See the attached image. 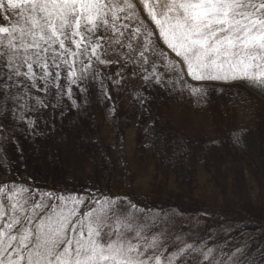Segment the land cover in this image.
I'll return each mask as SVG.
<instances>
[{"label":"snow or ice","instance_id":"snow-or-ice-1","mask_svg":"<svg viewBox=\"0 0 264 264\" xmlns=\"http://www.w3.org/2000/svg\"><path fill=\"white\" fill-rule=\"evenodd\" d=\"M130 78L142 111L162 93L203 99L212 82L264 92V0H0V264H264V227L222 241L223 224L195 230L216 215L207 210L190 218L14 178L5 146L17 131L48 135L92 88L114 114L108 84L122 91ZM144 131L163 139L154 121ZM248 131L234 129L231 142L245 146Z\"/></svg>","mask_w":264,"mask_h":264},{"label":"rangeland","instance_id":"rangeland-1","mask_svg":"<svg viewBox=\"0 0 264 264\" xmlns=\"http://www.w3.org/2000/svg\"><path fill=\"white\" fill-rule=\"evenodd\" d=\"M212 83L216 87L203 99L162 93L148 111L131 95L137 80H124L122 91L109 83L114 114L92 88L88 103L77 100L82 111L55 114L56 127L48 135L32 137L26 130L14 134L16 143L5 146L12 175L45 190L91 188L128 196L142 207L177 209L190 218L207 210L216 215L199 216L203 223L195 230L210 222L214 227L223 224L228 231L220 234L222 241L239 237L241 228L256 234L264 227V101L242 81ZM70 103L65 97L64 104ZM150 120L163 139L146 135ZM239 128L249 130L243 147L234 145L229 135ZM198 167L208 177L195 187ZM175 223L180 228L184 220L176 217Z\"/></svg>","mask_w":264,"mask_h":264},{"label":"trees","instance_id":"trees-1","mask_svg":"<svg viewBox=\"0 0 264 264\" xmlns=\"http://www.w3.org/2000/svg\"><path fill=\"white\" fill-rule=\"evenodd\" d=\"M242 82L245 84L244 81H242ZM248 88L251 89L254 93H256L264 101V92L256 91L250 87H248ZM174 147H175V145H174ZM195 177L196 178L194 179V186L199 187V186L203 185L204 181L206 180V177H208V176L206 175V171L202 167H198ZM173 181H174V179L172 178L171 179L172 185H173Z\"/></svg>","mask_w":264,"mask_h":264}]
</instances>
